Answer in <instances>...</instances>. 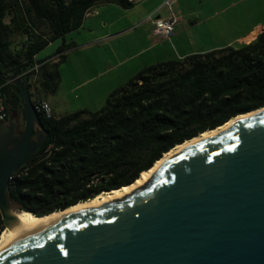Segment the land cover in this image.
Returning a JSON list of instances; mask_svg holds the SVG:
<instances>
[{
  "label": "trees",
  "instance_id": "obj_1",
  "mask_svg": "<svg viewBox=\"0 0 264 264\" xmlns=\"http://www.w3.org/2000/svg\"><path fill=\"white\" fill-rule=\"evenodd\" d=\"M106 2L124 8L134 4L0 0V92L10 110L22 114L23 124V100L7 77L26 79L34 103L42 100L32 89L35 73L36 83L55 92L61 83L59 66L72 43L63 41L53 56L43 59L38 53L80 29L87 12ZM15 36L22 37L17 44ZM262 107L264 31L250 43L159 61L117 87L96 111L78 109L51 117L38 113L46 136L10 180V198L34 214L67 208L135 181L177 144ZM4 227L0 212V234Z\"/></svg>",
  "mask_w": 264,
  "mask_h": 264
},
{
  "label": "water",
  "instance_id": "obj_2",
  "mask_svg": "<svg viewBox=\"0 0 264 264\" xmlns=\"http://www.w3.org/2000/svg\"><path fill=\"white\" fill-rule=\"evenodd\" d=\"M7 78L23 100L25 124L20 130L11 112L0 122L4 226L10 210L29 211L13 205L9 177L46 136L26 79ZM0 264H264V110L168 157L132 195L11 241Z\"/></svg>",
  "mask_w": 264,
  "mask_h": 264
},
{
  "label": "crops",
  "instance_id": "obj_3",
  "mask_svg": "<svg viewBox=\"0 0 264 264\" xmlns=\"http://www.w3.org/2000/svg\"><path fill=\"white\" fill-rule=\"evenodd\" d=\"M167 1L135 0L131 8H124L115 2H106L91 8L86 17L95 14V18H97L96 16L103 17L106 20V25L111 24V30L96 31L92 37L76 34L71 36V40H67V35L73 34V30L63 38L66 43H72V46L65 50L66 55L69 52H71L70 56L78 54L76 58L78 62L77 71L70 80V91L73 92L74 89L87 87L86 94L89 97V104L74 108L73 103L75 101L70 97L68 98V95L60 99V87L65 82L62 72L61 84L55 92L47 90L41 82H35L36 84L34 83L32 87L35 97L49 101L55 116H61L78 109L96 111L106 103L105 100L117 87L123 85L125 81L127 82L146 66L159 61L183 58L195 52L234 45V42L239 44L250 43L264 31V24L258 22L243 28L241 34L225 41L212 42L211 44L197 43L196 39L189 36L190 31L198 29V33H201V31L213 33L215 29L221 31L223 24H226L225 27L228 29V26H230L228 23L238 21L233 19L239 13L232 8L241 0L205 2L201 3L202 6L197 9L195 8L196 2L172 0L179 22L170 37H158L153 32V19L166 18L171 14V10L166 4ZM108 12L115 13L117 16L109 19L106 16ZM88 29L91 30L92 26H89ZM139 30H142V33L132 42L124 44L122 42L123 46H117V43H115L119 37L133 32L136 34ZM21 38V36L13 37L15 44L19 43ZM133 48H136L137 51L132 56H125L128 49ZM135 56L138 59L133 61ZM55 57L57 55L53 57V60H58V57ZM68 58L66 57V60ZM113 70H118V73L112 78L107 77ZM128 77L130 78L128 79ZM10 112L12 115L11 110ZM20 115L22 116V114L17 113L18 117ZM9 119L4 122L8 123Z\"/></svg>",
  "mask_w": 264,
  "mask_h": 264
},
{
  "label": "rangeland",
  "instance_id": "obj_4",
  "mask_svg": "<svg viewBox=\"0 0 264 264\" xmlns=\"http://www.w3.org/2000/svg\"><path fill=\"white\" fill-rule=\"evenodd\" d=\"M190 1L194 3L196 2L195 8L197 9L198 7L202 6L201 3H205V2L212 3V2H218L219 0H190ZM232 9H234L235 11H238L239 15H237L233 19V20L237 19L238 21L237 22L232 21L231 23H228L230 24V26H228V29L225 27L226 24L222 25L223 29L221 31H218V29H215L213 33H208V32L204 33V31H201V33H198L197 32L198 29H195L188 33L189 36L196 39L197 43L211 44L212 42H222V41H225L226 39L233 38L234 36L241 34L243 32V28H247L248 26L252 24H256L258 22H262L264 24V0H243V1L241 0V1H238L236 3V6H233ZM95 15L87 16L84 19L82 27L78 30H74L73 34L67 33L68 34V35L66 34L67 40H71V36H74L76 34L84 36V37L85 36L92 37L94 35V32L96 31L100 32V31L111 30V27H112L111 24L108 23L106 25L105 24L106 20L103 17L96 16L97 18H95ZM106 16L107 18L111 19L117 16V14L108 12ZM89 26H92L91 30L88 29ZM140 33H142V30H139L136 34L134 32L129 33L126 36L119 37L117 39V42L115 43H117V46H123L124 43L132 42V40L135 39ZM122 42L123 44H121ZM62 43H63V38H58L52 41L49 45H47L44 49H42L38 53L37 56L40 59L46 58L51 55L53 56L57 52L58 48L60 47ZM234 45L238 46L239 43L234 42ZM136 51H137L136 48L128 49L125 56H132ZM70 55H71V52H69L68 55H66L67 58L69 57L68 60L63 61L59 66L60 74L62 72L63 77L65 79V82H63V84L60 87V91H61L60 99H63V97H66V95H68V98L70 97L75 101L73 103L74 108H78L80 106H85V104H89V97L86 94L87 87L74 89L73 92L70 91V87H71L70 80L72 79V77H74V74L77 71L78 62L76 61V58L78 54H73L72 56ZM137 59L138 57L135 56L133 61H136ZM121 69L122 67L120 68V70ZM116 73H118V70H113L107 75V77L112 78L114 77ZM129 78L130 77H128V79ZM90 86L92 87V85ZM16 115H17L16 112L15 113L12 112V116H16ZM18 119L21 123L20 130H22L24 128L23 118L20 115ZM34 138L37 139V134L35 135ZM13 205L16 206L15 203H13Z\"/></svg>",
  "mask_w": 264,
  "mask_h": 264
},
{
  "label": "bare ground",
  "instance_id": "obj_5",
  "mask_svg": "<svg viewBox=\"0 0 264 264\" xmlns=\"http://www.w3.org/2000/svg\"><path fill=\"white\" fill-rule=\"evenodd\" d=\"M264 110V107L257 110L250 111L245 114L238 115L231 118L226 123L222 124L213 129L205 130L191 139L185 140L183 143L177 144L174 148L164 153V155L158 159L153 166L149 169L144 170L135 181L132 183L122 185L119 188H114L109 191L100 193L90 199L80 201L76 204H73L65 209H57L55 211L49 212L47 214L38 216L29 211H16L10 210L11 214V223L6 225L3 231L0 234V252L13 240H17L27 233H38L41 229L50 221L67 216L76 211L82 209H94L101 207L105 202L108 201H118L122 200L136 191L146 187L155 177L157 172L160 170L161 163L171 157L172 155L178 153L186 146L201 140L210 135H216L221 131H225L228 127L237 119L250 117L256 113H259Z\"/></svg>",
  "mask_w": 264,
  "mask_h": 264
},
{
  "label": "built area",
  "instance_id": "obj_6",
  "mask_svg": "<svg viewBox=\"0 0 264 264\" xmlns=\"http://www.w3.org/2000/svg\"><path fill=\"white\" fill-rule=\"evenodd\" d=\"M130 1L134 2L135 0H130ZM166 4L169 6L171 10V14L166 18L153 19L154 22L153 32L158 37H170L174 33L175 27L179 22V17L177 13L174 11L172 0H168ZM35 70L38 71V65L35 66ZM36 79H37V73H35L32 82L35 83ZM34 107L37 114L41 113L47 117L54 116L53 107L51 103L47 100L42 99L36 101L34 103ZM9 117H10V108L7 98L0 92V122L8 120ZM18 175L19 173L17 171L13 172L9 177V182Z\"/></svg>",
  "mask_w": 264,
  "mask_h": 264
}]
</instances>
